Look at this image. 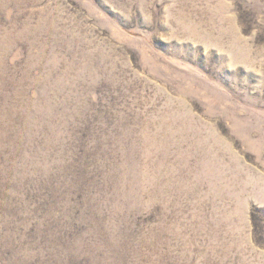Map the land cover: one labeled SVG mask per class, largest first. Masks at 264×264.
<instances>
[{
	"label": "rangeland",
	"instance_id": "obj_1",
	"mask_svg": "<svg viewBox=\"0 0 264 264\" xmlns=\"http://www.w3.org/2000/svg\"><path fill=\"white\" fill-rule=\"evenodd\" d=\"M0 264H264V0H0Z\"/></svg>",
	"mask_w": 264,
	"mask_h": 264
}]
</instances>
